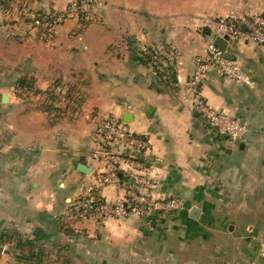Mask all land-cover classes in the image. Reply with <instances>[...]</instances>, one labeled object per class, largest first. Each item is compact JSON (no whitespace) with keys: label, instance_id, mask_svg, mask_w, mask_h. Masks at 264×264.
Returning <instances> with one entry per match:
<instances>
[{"label":"crops","instance_id":"obj_1","mask_svg":"<svg viewBox=\"0 0 264 264\" xmlns=\"http://www.w3.org/2000/svg\"><path fill=\"white\" fill-rule=\"evenodd\" d=\"M26 1L0 0V228L17 227V248L0 243V264H264V45L228 44L252 84L217 67L203 80L209 104L245 123L241 139L213 131L187 99L213 35L206 23L264 14V0H105L50 45L15 7L53 10L72 0ZM144 47L167 63L168 82ZM62 94L78 108L62 107ZM106 116L149 141L129 156L150 167L154 198H180L184 210L69 220L102 167L92 155ZM112 150L128 155L120 142ZM125 168L101 189L107 201L125 197Z\"/></svg>","mask_w":264,"mask_h":264},{"label":"built area","instance_id":"obj_2","mask_svg":"<svg viewBox=\"0 0 264 264\" xmlns=\"http://www.w3.org/2000/svg\"><path fill=\"white\" fill-rule=\"evenodd\" d=\"M100 0L74 1L60 11L50 10L37 13L22 2L17 3L15 11L20 19L30 21L35 29L46 33L50 39L54 30L72 19L85 15L88 7L97 5ZM213 29V34L228 37L230 40L246 37L250 41L264 45V14L242 16L230 13L216 21L207 23ZM144 53L151 58L158 75L164 82L170 80L168 65L160 59L159 54L152 53L149 48H143ZM211 67H217L228 80L253 82L242 65L235 59H229L225 53L212 43H208L204 51L196 57V65L187 84V99L195 114L205 119L216 133L226 135L231 141H237L244 136L246 125L237 117L217 109L209 104L203 94V80ZM62 107L78 108V102L64 94L60 97ZM98 147L92 155L102 167L97 170L94 182L86 191L84 198L70 209L68 218L72 222H83L89 219L104 221L108 218L125 219L130 211L156 214L164 218L185 209V203L180 198H154L149 192L151 181L146 174L150 167L129 155L134 152H145L149 149V141L135 134L130 127L114 116H106L97 131ZM120 142L126 148V154L116 153L112 144ZM126 165L125 173L129 182L125 186V197L116 202L103 198L101 189L107 185L119 183V172ZM264 248V244H263Z\"/></svg>","mask_w":264,"mask_h":264},{"label":"rangeland","instance_id":"obj_3","mask_svg":"<svg viewBox=\"0 0 264 264\" xmlns=\"http://www.w3.org/2000/svg\"><path fill=\"white\" fill-rule=\"evenodd\" d=\"M26 1V0H25ZM74 1H79V2H81V1H85V0H72V1H70V2H68L65 6H63L62 8H59V9H53V10H55V11H60V10H63V9H65L69 4H71L72 2H74ZM27 3H28V1H26ZM26 2H22L23 4H25L26 6H28L27 5V3ZM105 0H100V2L99 3H97V5H93V6H90V7H88V9L86 10V13H85V15L88 17H90L91 18V15H92V13H91V11H92V9H95V12H96V9H98V11L101 9V8H104L105 7ZM51 9H47V10H43V11H37L36 10V12L37 13H41V12H44V11H50ZM80 18H75V19H72V20H79ZM71 20V21H72ZM68 23V22H67ZM66 24V23H65ZM64 25V24H63ZM63 25H60V26H58L55 30H54V32H53V34H52V37H50V39L48 38H46V33H44V32H42V31H40V38H41V40L44 42V43H47V44H52L53 43V41H54V37L56 36V34H57V32H58V30L63 26ZM32 27L33 28H35V26L34 25H32ZM17 227H14V226H8L7 225V227H4V228H0V243L2 244V245H6V246H8L9 248H14V247H16L17 248ZM9 244V245H8ZM23 247H26V246H23ZM35 250H38L37 249V247L35 248ZM22 252V251H21Z\"/></svg>","mask_w":264,"mask_h":264},{"label":"water","instance_id":"obj_4","mask_svg":"<svg viewBox=\"0 0 264 264\" xmlns=\"http://www.w3.org/2000/svg\"><path fill=\"white\" fill-rule=\"evenodd\" d=\"M229 41H230V39L228 37H221V36H218L216 34H213L210 37V43L214 44L219 49H221L225 53V55H226L227 58L232 59L233 56L227 50ZM3 101L5 103H7L9 101V98H8V95L7 94H3ZM79 170L80 171H83L85 173H89L91 169L89 167H87L85 164H82L81 163L79 165ZM152 225L154 226L155 223H152Z\"/></svg>","mask_w":264,"mask_h":264},{"label":"trees","instance_id":"obj_5","mask_svg":"<svg viewBox=\"0 0 264 264\" xmlns=\"http://www.w3.org/2000/svg\"><path fill=\"white\" fill-rule=\"evenodd\" d=\"M25 81H22V83H24ZM1 238V237H0ZM23 248H25V247H23ZM21 254L23 255V256H25V257H29V258H35V256L34 255H32L31 253L29 254V253H26V252H21Z\"/></svg>","mask_w":264,"mask_h":264}]
</instances>
